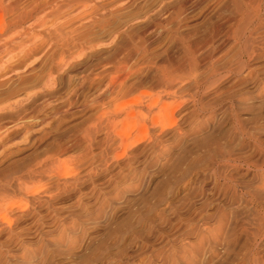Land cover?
I'll list each match as a JSON object with an SVG mask.
<instances>
[{"label": "rangeland", "instance_id": "obj_1", "mask_svg": "<svg viewBox=\"0 0 264 264\" xmlns=\"http://www.w3.org/2000/svg\"><path fill=\"white\" fill-rule=\"evenodd\" d=\"M193 1L0 0V264H264V5L191 71Z\"/></svg>", "mask_w": 264, "mask_h": 264}, {"label": "bare ground", "instance_id": "obj_2", "mask_svg": "<svg viewBox=\"0 0 264 264\" xmlns=\"http://www.w3.org/2000/svg\"><path fill=\"white\" fill-rule=\"evenodd\" d=\"M192 1L193 0H179L178 3L176 2V6H175L176 12L174 10V13H176V15H177V13L179 14V11L180 12L182 11V9L180 10L181 6L184 4L186 5V3H190ZM197 1H202V2L207 1L210 4H214V6H216V7H215L214 15H210L204 21V24H203L202 29H201V30H203V35L196 42H192L193 40L192 41L189 40L190 39L189 37L185 38L186 36H181V35L179 36L180 40H181L180 50H181L182 54L187 57L186 59H189L188 61H190V62H188V63L191 64V67H190L191 71H194L195 66H196L195 61L191 55V48H193L198 43H203V42H208V41H210V43L212 44L213 40L215 38L219 37L220 35H223V37L224 36H226V37L230 36V37L234 38V40L236 41V43L238 45L237 51H238V55L241 57V59L244 55L249 54V51L251 49V46H250V42H251V36L250 35L251 34H249L247 32V29L249 28V26L252 23H254L255 20L258 19L259 15L256 13V9H258L262 5H264V0H197ZM254 8H256L255 11L253 10ZM171 15H172V13H171ZM171 15L169 14V17ZM170 20H171V17H170ZM168 24L169 23H167V25ZM182 35H183V33H182ZM0 48H2V47H0ZM242 62H244V61H242ZM213 69H214V67H211L212 71H213ZM171 79H166V78L164 79L162 76L160 78V81L163 82V80H164V82H166V84H167L168 82L170 83ZM174 79L172 81H174ZM172 81H171V83H172ZM158 84L160 85L161 83L159 82V83H157V85ZM162 84H164V83H162ZM130 91H131V89L129 87L123 86V87H120L118 90L117 89L116 90H114V89L109 90L107 92V95L110 96L111 98H115L116 96H120L122 98H125V97H128L130 95Z\"/></svg>", "mask_w": 264, "mask_h": 264}]
</instances>
